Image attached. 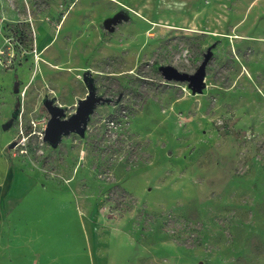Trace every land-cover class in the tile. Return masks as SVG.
<instances>
[{"label":"rangeland","instance_id":"1","mask_svg":"<svg viewBox=\"0 0 264 264\" xmlns=\"http://www.w3.org/2000/svg\"><path fill=\"white\" fill-rule=\"evenodd\" d=\"M0 264H264V0H0Z\"/></svg>","mask_w":264,"mask_h":264},{"label":"water","instance_id":"2","mask_svg":"<svg viewBox=\"0 0 264 264\" xmlns=\"http://www.w3.org/2000/svg\"><path fill=\"white\" fill-rule=\"evenodd\" d=\"M123 17L124 15L120 13L114 18L108 19L105 22L106 29L108 31H113L114 25H116ZM211 56L212 51L208 50L202 64L193 74L181 72L172 65L161 66L160 72L165 80L188 83L193 93H201L205 86L206 67ZM85 82L87 84L88 94L84 99L79 101L75 114L70 117H66L65 109L58 105L54 99H45L44 106L50 114V119L44 131L43 139L51 146L56 147L61 142L63 136H67L71 133L84 135L90 116L95 108L103 103L113 102L112 98L98 95L92 76H86ZM14 92H20V83L17 82L15 84ZM20 109L21 100L19 99L12 114V118L3 125L4 130H8L12 127L14 120L19 116Z\"/></svg>","mask_w":264,"mask_h":264},{"label":"built area","instance_id":"3","mask_svg":"<svg viewBox=\"0 0 264 264\" xmlns=\"http://www.w3.org/2000/svg\"><path fill=\"white\" fill-rule=\"evenodd\" d=\"M45 131V130H44Z\"/></svg>","mask_w":264,"mask_h":264}]
</instances>
